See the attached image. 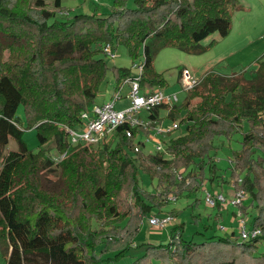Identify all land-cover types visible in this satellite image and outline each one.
I'll list each match as a JSON object with an SVG mask.
<instances>
[{
	"label": "trees",
	"instance_id": "trees-1",
	"mask_svg": "<svg viewBox=\"0 0 264 264\" xmlns=\"http://www.w3.org/2000/svg\"><path fill=\"white\" fill-rule=\"evenodd\" d=\"M239 7L240 0H114L108 13L72 15L62 0H0V251L6 264L38 258L117 264L135 247L144 252L130 264H264V158L257 154L264 149V58L250 75L210 71L189 90L170 114L185 131L171 139L169 156L144 152L125 126L101 145L72 146L64 129L80 125L111 70L117 89L141 56L142 87L168 86L154 64L161 50L203 52L205 38L231 33ZM107 43L126 46L132 65L110 66ZM21 106L27 128L37 129L39 150L24 140ZM236 132L242 145L233 150L227 180L212 152L218 137ZM11 137L20 148L5 155ZM52 140L57 155L67 152L61 161L43 147ZM45 172L59 175L58 189L46 184ZM141 173L157 180V191L143 188ZM222 181L249 194L241 209L255 212L249 225L261 235L242 240L206 232L217 230L213 223L185 237L183 222L172 225L167 242L137 241L143 219L162 214L170 195L194 197L198 205L195 195Z\"/></svg>",
	"mask_w": 264,
	"mask_h": 264
},
{
	"label": "rangeland",
	"instance_id": "rangeland-1",
	"mask_svg": "<svg viewBox=\"0 0 264 264\" xmlns=\"http://www.w3.org/2000/svg\"><path fill=\"white\" fill-rule=\"evenodd\" d=\"M114 0H62V5L66 8L68 13L72 15L76 13H91L98 9L103 13H108L112 9ZM60 15V14H59ZM205 47L201 53H189L177 47H166L157 55L155 60V68L157 71L164 74L168 81V86L164 87L167 91H178L180 95V104L185 102L188 92L182 90L181 85V71L183 68H189L198 77L202 78L210 71H216L222 74L232 75L235 73L247 72L250 75L258 66V61L264 58V0H240V7L235 11L233 16V29L226 37L221 36L219 32H215L202 41ZM115 58H107L110 66L125 67L132 65V58L128 53L126 46L120 45L116 50ZM142 59L139 57L137 60ZM135 70V69H134ZM133 70V73L136 71ZM116 81L113 78L112 70L109 72L106 82L102 86V91L95 99L94 104H101L111 99L114 94ZM129 92V87L125 86L122 95L125 97ZM127 100V99H124ZM90 105V108L93 105ZM127 100L124 104L119 102L117 108H124L128 106ZM165 112V111H162ZM18 117L21 119V126L24 129V140L27 146L33 150L40 149V142L37 135L36 127L27 128L26 114L24 106L18 110ZM177 121L180 122L179 119ZM185 126L179 128L174 136L184 133ZM142 138V137H141ZM111 139H108L110 141ZM135 140V139H134ZM242 134L240 132L234 133L231 139L221 136L215 141L216 149L213 154L217 155V164L220 168V174L228 180L231 174V161L230 157L233 156V150L241 147ZM143 139L135 140L136 143L142 142ZM50 149L51 155H57L55 140L50 141L43 146ZM144 152L148 149L154 150L153 144L147 143L146 147L142 145ZM20 145L16 138L11 137L9 143L4 149V154L10 151L19 150ZM257 154L264 158V149L260 148ZM3 164V159L0 158V168ZM46 184L54 189H58L61 185L59 175L53 173H44ZM141 184L144 189L157 191L154 183L145 173H141ZM231 185L229 182L222 181L218 184L215 183L214 188L205 185L206 189L200 191L195 196L199 197L201 201L198 205H192L194 197L184 196L177 198L176 201L168 200L160 213H171L172 210H179V215L176 216L172 225L175 223H186L185 237H191L194 233L193 230L199 228L205 229L206 224H213L217 230H207L208 233H216L218 235L231 236L234 234H241V226L239 224V217L237 212L239 208L232 211L230 205L226 207L225 217L219 223L215 222L214 214L217 208L209 206L205 201L206 190L222 191L225 194H230ZM249 201V194H246ZM231 213V214H230ZM255 212L252 210L244 215L248 224L252 221ZM202 219L195 221L194 215H200ZM212 214V216H210ZM152 215H148L143 219L141 231L138 235L137 241H153V242H167L170 237L168 229H158L153 227L149 219ZM210 222V223H209ZM170 224V225H171ZM198 224V225H197ZM169 225V227H170ZM220 226H224L225 229ZM188 228V229H187ZM196 231V230H195ZM204 231V230H203ZM213 231V232H212ZM166 236L165 238H163ZM202 235H196V239H200ZM163 238V240H161ZM264 250V243L259 245V251ZM143 248L135 247L130 250L128 255L122 257L117 264H130L135 257L143 253ZM38 258L34 260V264H44L43 260ZM40 261V263H39ZM0 264H6V259L0 251Z\"/></svg>",
	"mask_w": 264,
	"mask_h": 264
},
{
	"label": "built area",
	"instance_id": "built-area-1",
	"mask_svg": "<svg viewBox=\"0 0 264 264\" xmlns=\"http://www.w3.org/2000/svg\"><path fill=\"white\" fill-rule=\"evenodd\" d=\"M98 1V0H96ZM103 52L107 58H115L117 53L111 43L103 45ZM134 61L132 69L136 71L124 80V83L114 90L111 99L104 103L94 104L82 112V121L77 128L65 126L68 133V141L74 146L80 143L101 145L103 141L116 136L118 129L125 126L126 135L129 138L143 139L138 144L139 147H146L147 143H152L154 150H146L147 154L168 153V146L175 132L181 128L177 119L171 118L172 110L179 105L180 95L178 91H167L162 87H156L153 90L142 87L141 79L144 72V57ZM182 90L189 92L196 87L202 80L189 68H183L181 71ZM125 86L129 87V92L125 97L122 91ZM128 106L117 108V104H124L127 100ZM165 111V112H162ZM142 137V138H141ZM139 149V148H138ZM137 149V150H138ZM144 151V150H143ZM65 153L52 155L56 161H61ZM239 182H242L240 178ZM234 190L230 196L221 191L206 190L205 201L211 207L220 206L226 209L228 205L239 208L237 216L241 226L240 237L242 240H248L261 235L260 228H251L244 217L241 206L245 204L246 192L232 185ZM169 200L176 201L177 197L172 194ZM175 217L172 214L152 215L149 219L150 224L158 229H166L173 223ZM225 229L224 226H220Z\"/></svg>",
	"mask_w": 264,
	"mask_h": 264
},
{
	"label": "crops",
	"instance_id": "crops-1",
	"mask_svg": "<svg viewBox=\"0 0 264 264\" xmlns=\"http://www.w3.org/2000/svg\"><path fill=\"white\" fill-rule=\"evenodd\" d=\"M112 96V95H111ZM210 186V185H209ZM229 186H231V189H230V194H228V196H230L231 194H232V192H233V190H234V188H233V186H232V184L231 185H229ZM212 187V186H211ZM205 190V189H204ZM216 191H218V190H216ZM222 192V191H221ZM199 193V192H198ZM227 195V194H226ZM247 201H248V199L246 200V202H245V204L247 203ZM231 208H232V211L234 212L235 211V207H232L231 206ZM180 210V209H179ZM179 210H174L175 212H177L178 213V211ZM226 210L224 209V208H221V207H219V208H217V211L215 212V214H214V217H216V215L217 214H219L218 216H219V220H218V223L220 224V222L223 220V218L225 217V212ZM164 214H166V213H162V214H160V215H164ZM231 214V213H230ZM210 216H212V214H210ZM175 217V216H174ZM176 218V217H175ZM198 219H202V217L200 216V218H195L194 220L196 221V220H198ZM199 221V220H198ZM197 221V222H198ZM210 223V222H209ZM198 225V224H197ZM171 227H172V224L170 225V227L168 226V228H166V229H168V235H169V237H170V229H171ZM188 229V228H187ZM197 229H199V228H197ZM197 229H195V230H197ZM195 230H193L192 232H194ZM166 236H164L163 238H165ZM163 238L161 239V240H163ZM166 239V238H165Z\"/></svg>",
	"mask_w": 264,
	"mask_h": 264
}]
</instances>
